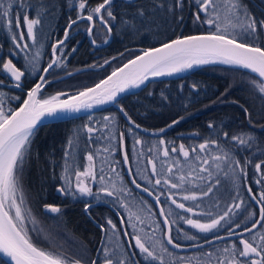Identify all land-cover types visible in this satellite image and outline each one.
<instances>
[{
  "label": "trees",
  "instance_id": "trees-1",
  "mask_svg": "<svg viewBox=\"0 0 264 264\" xmlns=\"http://www.w3.org/2000/svg\"><path fill=\"white\" fill-rule=\"evenodd\" d=\"M28 2L35 6L41 3V0H28ZM42 2L48 6V10L44 12L43 9H39L43 15L40 17L41 23L34 29L35 40L27 37L22 14L20 17L21 27L15 29L16 13L13 12L14 30L17 36L23 32L25 39L19 43L21 45L28 44L27 49L15 48L6 30L0 28V46H2L0 47V59H11L18 69L25 72L19 82L20 87L14 86L16 82L11 80L10 76L6 78L5 75L0 74V81L3 82L0 84V101H2L0 106L6 112L15 110L21 105L25 97L23 90H30L43 68L50 63L51 45L62 38L70 19L75 20L78 15L87 16L89 10L94 9L103 0H86L84 10L78 9L80 0H42ZM70 2L73 5L72 8L68 6ZM172 3L173 0H135L129 3L123 0H112L110 10L116 19L111 20L105 10H102L101 13L112 29L111 40L102 47L90 45L87 39L89 27L87 20L73 25L68 31V38L63 45L59 46L62 51L56 52V58H59L58 62L48 71L47 83L38 94L39 99L48 98L57 93L65 94L61 98L74 95L96 84L143 49L154 47L177 37L215 32L214 26L195 20L197 12L195 0H183V10H176L175 15L168 11V7ZM243 3L257 18H264V0H243ZM161 4L164 6L160 7ZM137 9H143L146 13L143 18L144 23H136L135 26L132 23L125 24V21H133ZM27 11L30 18L36 17L37 9L35 7ZM93 16L91 38L96 44H102L107 39L108 32L103 25L96 21L94 13ZM201 17L203 20L202 13ZM235 35L240 42L264 47V30L253 37L237 29ZM10 50L16 54L10 55ZM30 53L40 55V65L37 72L33 74L28 69L27 63ZM0 69H2V64H0ZM253 80L259 81L254 75L239 68L226 65H207L193 69L179 78L150 82L139 92L125 95L116 102L124 110L123 112L127 113L126 116L132 124L139 125L144 130L159 133L156 136H149L132 128L123 120L114 106L86 116L49 123L36 128L30 137L31 143L28 145V154L25 157L20 181L25 200L24 210L26 212L30 210L37 221L36 231H30L34 243L47 250L62 251L71 258H87L90 264L100 241L101 230L95 227L85 215V203L93 204L103 201L120 214L125 232L129 234L127 237L137 262L148 264L135 247L132 236L137 233H140L142 237L154 234V240H160L163 243L162 226L150 201L133 191L123 175L119 154L121 133L124 135V145L132 174L138 183L159 196L162 208L169 219L171 236L175 243L189 244L216 235L204 237L181 219V217H191L197 220L200 217L196 215H189L187 212L176 209L166 211L167 199L164 195H167L168 186L163 183L160 185L153 183L154 179L148 163L150 159L155 163L162 178L168 179L170 182H173L171 177L175 171L169 173L168 168L173 163L176 165V162L180 160L176 172H179L183 166L181 171L182 174H186V181L182 184V188L187 192L183 195L195 194L197 200L179 199V202L184 203L187 207H192L193 210L206 209L211 215L213 213L219 215L226 207L240 201L246 204V210L237 220L241 225L240 228L233 227L232 229L237 230L250 226L256 220L257 210L250 202L247 191L251 189V194L257 200H259L261 192L264 191V181L257 183L260 180V174L255 168L256 163L264 160V93H260L253 86ZM105 116L113 119L105 121ZM173 121H178V123L173 124ZM209 124H212L213 128H209ZM85 125L93 127L96 131L89 134ZM130 129L131 131H129ZM225 132L228 133V139L224 137ZM240 133H250L256 137L258 147L254 145L250 149L241 148L230 139L231 136ZM90 135L91 139H89ZM69 139L73 141L68 157L71 163L68 178L71 182H73L76 170L83 171L89 165L86 156L91 153L94 157L93 171L97 177L92 186L93 192H96L101 186L99 183L101 169H103L105 182L108 183L111 182L109 177L113 175L112 169L115 167L114 172L120 176L122 186L127 189L130 195L121 193L120 199L117 200L104 196L103 193L100 194V199L80 197L78 193L76 198L57 193V189L64 184L60 177L64 168V154L68 148ZM137 139L141 141L140 144L135 142ZM161 140L165 142L163 145L169 153L168 157L164 159L159 158ZM211 140H218L220 146L230 150L233 159L239 160L241 163L250 159L251 163L246 168V175L241 174L239 169H235L237 179L233 182L231 171L226 176L224 171L218 172L211 165V168H215L212 172L210 170L212 175L203 180L199 179L198 169L195 172L194 166L197 163L200 167L202 162L201 159H197V156L203 158L210 154H217V149L216 146H211L206 152H200L198 146ZM181 144L189 151L187 159H183L178 154ZM173 147L177 149V152H172ZM193 148L196 149L195 152L192 151ZM104 149H108V151H104ZM170 159H173V162L168 163ZM210 161L212 160L210 159ZM184 165L187 166L186 169H184ZM217 179L220 181L219 184L216 183ZM209 185H215L214 191L209 196H202V191H206ZM71 190L75 192L72 183ZM141 199L150 207L151 220L143 221L146 223L143 226H137V230L133 232L126 225V216L119 202L123 200L125 204L137 208V203ZM45 204L59 207L60 213L43 212ZM136 212L139 216L146 214L143 209H138ZM169 212L171 215H168ZM87 213L94 221L106 227H108L107 221L111 219L116 225L115 234L112 233L111 228H108V233L112 236L111 243L118 242L122 249L128 253L119 220L105 203L90 206ZM250 214H252L251 218H249ZM150 222L158 224L159 229H156V226L150 227L148 225L151 224ZM33 227L32 224L28 229ZM261 231H264V228L259 226L253 233ZM227 232L225 230L219 234ZM185 234L194 236L196 239L190 241L185 238ZM243 238L250 239L251 236L248 234ZM239 239L223 241L186 253L169 250L173 256L164 255V261L165 264H171L176 258H188L192 255L199 258L207 249L227 242L235 244L242 250ZM256 240L259 242L258 235ZM103 241L109 242L108 235L105 234ZM150 242L148 246L151 249L152 241ZM155 250L160 254L159 248ZM102 256L101 247L98 257ZM0 262L4 261L0 258Z\"/></svg>",
  "mask_w": 264,
  "mask_h": 264
},
{
  "label": "snow or ice",
  "instance_id": "snow-or-ice-1",
  "mask_svg": "<svg viewBox=\"0 0 264 264\" xmlns=\"http://www.w3.org/2000/svg\"><path fill=\"white\" fill-rule=\"evenodd\" d=\"M197 5V12L195 15L196 21H201L209 26L215 27V32L208 35H189L183 38H177L171 40L169 43L162 44L159 48H153L143 52V55L136 56L135 59L130 60L123 68L117 69L111 73V75L106 79L102 80L100 83L96 84L94 88H88L84 91L79 92L77 95L69 97L67 99H60L64 93H57L48 98L38 99V94L41 93L44 84L47 83L46 77L41 76L40 82L36 83L34 87L31 88L27 93V99L23 101V104L16 110L5 111V109L0 106V254H3L7 258L6 262H0V264H89L87 258L77 257L71 258L62 251H51L37 246L30 236V231H36L35 225L37 223L36 218L32 216L30 210L25 214L23 205L25 204L23 191L20 185L21 174L23 171V164L25 157L28 154V145L31 143L30 137L33 135L35 126L37 122L45 114L51 116L56 114L58 111H79L81 108H91L93 103L101 104L105 101H112L117 96L118 92H123L129 86L136 87L142 84L148 75L160 76L165 74H170L171 72H178L183 69L191 68L193 65L207 64L219 60L222 63L235 65L244 69L250 70L252 73L257 74L260 78L259 81L253 80V86L259 90L260 93H264V47L252 46L245 42H240L236 38V30L239 29L240 32L247 34L248 36H256L261 30H264V18H257L253 13L250 12L248 6L243 3V0H195ZM112 0H103L94 9L89 10L87 16H77V20L86 19L88 21L94 20V14L100 16L101 24L107 28L108 32L112 31L109 23L105 20L104 16L101 14L102 10L107 11V16L111 20H115L116 17L110 10ZM69 8H72L71 2L69 3ZM164 5L161 4L160 7ZM35 7L37 9V15L35 18H30V14L27 11ZM184 7L183 0H173V3L169 5L168 11L172 12L173 15L176 14V10L182 11ZM86 8V0H80L78 4L79 10H84ZM39 9H43L47 12L48 6L45 5L42 0L41 3L33 6L28 0H0V28L6 30L11 43L17 49H27L28 44L21 45L19 41L25 39L23 32L19 36L13 27V12L16 13L15 19V29L21 27V14L23 19V24L26 26L27 37L29 39L35 40V26L41 23V16L43 12ZM203 14V20L201 17ZM146 13L143 9H137L136 16L133 21H125V24L132 23L135 26L136 23L143 24L144 17ZM182 20L183 17L181 16ZM76 20H71L69 22L68 28L70 29ZM88 34L91 36L93 34V27L87 29ZM68 30H65V39L68 38ZM64 41H58L57 44H53V63L49 64L47 68L43 71L47 73L53 64L58 62L59 58H56V52L59 45H63ZM93 43L95 41L93 40ZM2 47V46H0ZM10 55H15L16 53L10 50ZM0 64H2V69H0V74L5 75L7 78L10 76L11 80H14L16 84L15 87H20V81L25 75V72L18 69L11 59L3 60L0 59ZM133 67L132 72H126L125 70L129 66ZM116 78V79H114ZM3 82L0 81V84ZM92 101L93 103H89ZM2 104V101H0ZM123 112L124 110L121 109ZM247 112V110H245ZM127 115V113H124ZM113 118L105 116V121H110ZM131 122V121H130ZM249 122L251 123V117L249 114ZM178 123V121H173V124ZM89 134H92L96 129L89 125L84 126ZM107 127V125H106ZM139 127V125H137ZM209 128H213L212 124H209ZM131 131V129L129 130ZM163 131V129H161ZM224 137L228 139V133H224ZM91 139V135L89 136ZM120 144L123 148L124 145V135H120ZM232 141H235L237 145L241 148H252L254 145L258 147V141L256 137L250 133H240L230 137ZM140 144L141 141L137 139L135 141ZM163 140L160 144H164ZM73 141L69 139L68 148L65 150V160L64 168L60 179L64 181V184L57 189V191L63 195H71L73 198L77 197V193L80 197H96L100 199V194L103 193L104 196L113 197L119 200L121 193H126L127 189L125 187L117 186L115 181L106 183L105 176L103 174V169H101V175L99 176L100 187L96 192H93L92 186L86 184L82 177H90L93 182H96L97 177L93 172L92 161L94 159L93 155L89 153L86 159L89 161V165L83 170H76V185L75 192L71 190V180L68 178L69 171L71 169V163L68 159L70 156V150L72 149ZM211 146H216L217 154H210L208 157H199L201 159L202 165L209 164V159L212 160L213 166L217 171H224L225 175H229L231 171V178L233 182L237 179L235 169H239L240 173L246 175V168L251 160H245L241 163L239 160L233 159L230 155V150H226L225 147L220 146L218 140L206 141L205 143L199 144L200 152H206ZM108 151V149H104ZM193 152L196 151L195 148L192 149ZM172 152H177L175 147L172 148ZM179 153L182 154L186 159L189 158V151L185 148L183 144L179 146ZM163 155L167 157L169 155L167 149L163 152ZM124 162L128 163V156L125 155ZM148 163L152 165V174L155 176L156 166L155 163L150 159ZM179 161L176 162L179 166ZM257 173L260 174V180L257 183L264 181V160L255 164ZM114 172L115 169L113 168ZM201 172H209L206 167L200 168ZM168 172H172V168H168ZM191 175V173H190ZM212 173L209 172V176ZM203 180L204 177H198ZM180 183L170 182L168 179H164L163 183L165 185H170L171 188H180L182 184L186 181L184 175L178 177ZM151 183V181H149ZM137 188L141 185L136 183L135 180L132 181ZM217 184L220 183L219 179L216 181ZM156 185L161 184L160 179L155 180ZM215 185H209L206 191H202V196H209L210 193L214 191ZM144 191L148 192L149 195H153L149 189L144 188ZM251 193V189H249ZM256 200V197H252ZM157 203H160L159 196L155 197ZM172 204L178 209H183L185 212H193L192 207H186L184 203H177L172 196L168 197ZM184 200L196 201L197 196L185 195ZM257 203L261 205L259 208V219L252 222L251 227H245L244 232L249 233L251 238L244 239L243 233H239L240 236L239 244L242 245V250L238 248L235 244H231L223 250H218L227 254V256L220 255L216 256L214 253H202L199 258H176L171 264H264V231L254 234L253 230L257 229L259 225L264 228V191L261 192L259 200ZM120 204L123 207H127L123 200H120ZM45 210L51 213H60L61 209L49 204L44 205ZM90 207L89 203H85V211L87 212ZM199 207V205H196ZM241 204H234L229 206L228 210L224 212L219 218H213L208 223H201L196 219L191 217L185 218L181 217L184 222L190 225L192 228L198 229L200 232H210L217 229L222 222L226 219L231 218V214H235V209H240ZM134 215L130 211L129 217ZM160 215L164 216V225L169 226V219L161 208ZM168 215H171L169 212ZM211 215V213H208ZM251 215L249 218H251ZM139 219V217H137ZM143 223V221H141ZM26 223H32L33 228L28 229ZM124 222L121 221V224ZM107 226L100 225L101 231L104 232L109 237V242L105 243L102 241L103 256L98 258H93L90 264H134L132 257L122 249L121 245L117 242L115 244L111 243L112 236L108 233V228L112 229V233L115 234L116 225L111 219L107 221ZM240 224H236V228H240ZM133 227H135L133 225ZM159 229V225H157ZM228 235H237L234 230L229 227L227 229ZM171 229L169 227L167 236V244L171 245L173 248H179L180 245L174 243L173 237L171 236ZM127 232L124 236H128ZM259 236V242L256 240V236ZM185 238L188 240H195L196 237L185 234ZM45 239L47 237L45 236ZM132 239L135 241V247L139 250L141 256L148 264H165L164 255L173 256L167 247L163 245L160 240H154L153 236L133 235ZM217 239H223L222 237H217ZM145 240L152 241V247L148 246ZM208 243V242H206ZM132 247V245H129ZM193 247H200L193 244ZM159 248V253L155 250ZM98 252L100 250H97ZM215 256V260H214ZM242 258V259H241Z\"/></svg>",
  "mask_w": 264,
  "mask_h": 264
},
{
  "label": "water",
  "instance_id": "water-1",
  "mask_svg": "<svg viewBox=\"0 0 264 264\" xmlns=\"http://www.w3.org/2000/svg\"><path fill=\"white\" fill-rule=\"evenodd\" d=\"M124 1H126V2H132V1H134V0H124ZM95 19H96L97 22H99V23L101 24L99 15L95 14ZM75 20H76V23H79V22H81V21H83V20H86V19H80V20L75 19ZM87 21H88V20H87ZM88 22H89V27H93V24H94L93 21H91V22L88 21ZM76 23H75V24H76ZM75 24H73V25H75ZM73 25H72V26H73ZM68 26H69V23H68L67 26L65 27V30L67 29V30L69 31L70 29L68 28ZM89 27H88V28H89ZM106 29H107V28H106ZM65 30H64V32H63V37H62V39H61L60 41H65V40H66V39H65ZM107 32H108V30H107ZM208 34H210V33H198V34H192V35H208ZM187 36H189V35H187ZM183 37H184V36H182V37H177V38H183ZM111 38H112V33H111V32H110V33L108 32V37H107V39H106L102 44H96V43H93V40H92L91 36H90V35L88 34V32H87V39H88V41L90 42V45L93 46V47H102V46L106 45L107 43H109V41L111 40ZM177 38H174V39H177ZM174 39H172V40H174ZM170 41H171V40H169V41H167V42H164V43H169ZM164 43H162V44H164ZM54 44H57V42L54 43ZM162 44L156 45V46L151 47V48L143 49V50H142L139 54H137L136 56L143 55V52H144V51H147V50H150V49H153V48H159V47L162 46ZM59 46H60V45H59ZM59 46H58V47H59ZM136 56H134V57H132L131 59L127 60L125 63H123L121 66H119L118 68L114 69L113 71H115V70H117V69H120V68H123V66H124L125 64H127L130 60L135 59ZM50 57H51V61H50L49 64H52V63H53V59H54V57H53V48H52V47H51V49H50ZM49 64H48V65H49ZM48 65L45 66V68H47ZM53 65H54V64H53ZM207 65H226V66H231V67L239 68V69H242V70H244V71L249 72L250 74L254 75L255 77H257V78L260 80V78L258 77L257 74L252 73V72H251L250 70H248V69H244V68H241V67H238V66H235V65L225 64V63L220 62L219 60H217V61H215V62L207 63V64L193 65L191 68L183 69V70L178 71V72H175V73H173V74H165V75H160V76H152V75L149 74V75H148V78H147L142 84H139V85L136 86V87L129 86V87L126 88L123 92H118V93H117V96H116V97L114 98V100H112V101H105L104 103H101V104H95V103H93L92 101H88L89 103H93V106H92L91 108H81L79 111H62V112H61V111H58L56 114L51 115V116L45 114V115L42 116L41 119L37 122V125L35 126V129L38 128L39 126H42V125H45V124L71 120V119H74V118H78V117H81V116H86V115H89V114H92V113L98 112V111L103 110V109H105V108H108V107H110V106H114V107L119 111V113L121 114V116H122V118L124 119V121H125L128 125H130L132 128H134L135 130H137V131H139V132H141V133H143V134H146V135H149V136H156V135H158L159 133H157V132H156V133H155V132H150V131L144 130V129H142V128H140V127H137L136 125L132 124V123L128 120V118L126 117V115L124 114V112L121 111L120 106H118V105L116 104V102H117L121 97H123V96H125V95L134 94V93H136V92L142 90V89H143L147 84H149L150 82H155V81H161V80H169V79L179 78V77L184 76L187 72H189V71H191V70H193V69L200 68V67L207 66ZM43 69H44V68H43ZM113 71H112V72H113ZM125 71H126V72H132V71H133V67L130 65L129 68L126 69ZM112 72H110L107 76H105L103 79H101L100 81H98L96 84L100 83L102 80H106V79L111 75ZM45 75H46V73L42 70V72L40 73V75H39V77H38L36 83H39V82H40V77H41V76H45ZM114 79H116V78H114ZM36 83H35V84H36ZM35 84L33 85V87L35 86ZM96 84H94V85H92L91 87H88V88H94ZM88 88H86V89H88ZM86 89H84V90H86ZM30 90H31V89H30ZM30 90H23L24 93H25L24 100L28 98V97H27V93H28V91H30ZM84 90H82V91H84ZM80 92H81V91H80ZM78 93H79V92H78ZM78 93H76V94H74V95H70V96L65 97V98H61V97H60V99H62V100H63V99H67V98H69V97H72V96L77 95ZM37 98L39 99V97H37ZM24 100H23V101H24ZM22 104H23V102L21 103V105H22ZM21 105H20V106H21ZM20 106H19V107H20ZM19 107H18V108H19ZM18 108H17V109H18ZM15 110H16V109H15ZM35 129H34V130H35ZM119 154H120V160H121V165H122L123 175H124V177L126 178V180H127L128 184H129L130 188H131L133 191H135L137 194L143 196V197L146 198L148 201H150V203H151L152 206L154 207V210H155V213H156L157 219L159 220V222H160V224H161V226H162V240H163V243H164V245H165L169 250H171V251H173V252H176V253L192 252V251H196V250L202 249V248H204V247H208V246H211V245H214V244H217V243L223 242V241H228V240H232V239L240 238V236L238 235L239 233H243V236H246V235L249 234V233L244 232V228H243V229L234 230V232L237 233V235L229 236V235H228V232H227V233L219 234V235H216V236H213V237H209V238H207V239H205V240H203V241L194 242V243H189V244H179V245H180L179 248H173L171 245H168V244H167V236H166V233H168V231H169V227H170V229H171V225H170V223H169V226H165V225H164V219H165V217L160 215V211H161L162 205H161V203L158 204L157 201H156V199H155V197H156L157 195H155L152 191H151V192L153 193V195H149L148 192H146V191L143 190V189L146 188V187L143 186L142 184L138 183V182L135 180V178H134V176H133V174H132V171H131V167H130L129 160H128V163H125V162H124V157H125V155H127V153H126V149H125V145H123V148H122V147H121V144H119ZM133 180H135L136 183H138L139 185H141V187H140V188H137L136 185L132 183ZM147 189H148V188H147ZM149 191H150V190H149ZM56 192L59 193L58 191H56ZM247 194H248V198H249L250 202L252 203V205H253V206L256 208V210H257V217H256V220H257V219H259V208L261 207V205L257 203V199L254 200V199L252 198L253 195H252L249 191H247ZM98 203H105V202H102V201H100V202H96V203L90 204V206H94V205H96V204H98ZM105 204H106V205H107V206H108V207H109V208H110V209L116 214V216H117V218H118V220H119V224H120V228H121L122 234H123V236H124L125 229H124V225L121 224L122 218H121L120 214H119V213L117 212V210H116L115 208H113L111 205H109V204H107V203H105ZM52 206H53V205H52ZM43 211H44V212H47V211L45 210V208H43ZM84 213H85V215L89 218V220L94 224V226L101 230V228H100V224L97 223L96 221H94V220L90 217V215L85 211V209H84ZM247 227H251V225H250V226H247ZM258 228H259V225L257 226V229H258ZM257 229H254L253 231H255V230H257ZM170 234H171V233H170ZM104 236H105V233L101 231V237H100V241H99V244H98L97 250H100V249H101V247H102V241L104 240ZM217 237H222L223 239H217ZM124 239H125V242H126V246H127L128 253H129V255L132 257V260H133L134 264H139V263L137 262V260L135 259V257H134V254H133V252H132V250H131V247H129L130 243H129L128 237H127V236H124ZM206 242H208V243H206ZM174 243H175V242H174ZM176 244H177V243H176ZM193 244H196V245H198V246H200V247H193ZM97 250H96V252H95L93 258H97V257H98V254H99L100 251L98 252ZM0 258H1L4 262L7 261V258H5V257L3 256V254H0Z\"/></svg>",
  "mask_w": 264,
  "mask_h": 264
},
{
  "label": "rangeland",
  "instance_id": "rangeland-1",
  "mask_svg": "<svg viewBox=\"0 0 264 264\" xmlns=\"http://www.w3.org/2000/svg\"><path fill=\"white\" fill-rule=\"evenodd\" d=\"M25 28H26V26H25ZM40 56V55H39ZM39 56H37V55H34V54H32V53H30V55H28V57H27V63H28V69L30 70V72L33 74V73H36L37 72V70H38V67H39V65H40V61H39ZM165 151V147H164V145L163 144H161L160 145V148H159V158L161 159H164L165 158V156L163 155V152ZM178 154L184 159L185 157L182 155V154H180L179 152H178ZM168 157V156H167ZM171 162H173V159H170L169 161H168V163H171ZM174 162H175V160H174ZM179 162H180V160H179ZM185 164V163H184ZM211 165H213L212 164V161H210V159H209V164H207V165H202L203 167H206V168H208L209 169V172H210V170H211V172L215 169L214 167L213 168H211ZM156 166V165H155ZM202 166H200L199 167V165L197 164V163H195V166H194V171L196 172L197 171V169H198V173H197V176L198 177H204V178H208L209 177V172H201L200 171V168L202 167ZM170 167L172 168V172H174L175 171V174H173V176L171 177L172 178V180L171 181H173V182H175V183H180V181L178 180V177L180 176V175H184L185 177H186V174H182V171H181V168H183V166L180 168V171L178 172H176V167H177V164L176 165H174V163H173V165H170ZM179 167V166H178ZM114 169H115V167H113ZM187 168V166L186 165H184V169H186ZM150 171H151V174H152V165L150 164ZM94 172V171H93ZM156 175L154 176L153 174V179H154V181H153V183L155 184V180L156 179H160L161 180V184L163 183V180H164V178H162V176H161V173L158 171V169L156 168ZM112 176H110L109 177V179L111 180V181H115L116 182V184H117V186H121L122 185V180H121V178H120V176L118 175V174H116L115 172H112ZM189 174V173H188ZM142 178V177H141ZM82 179L85 181V183L86 184H90L91 186H93V184H94V182L91 180V178L90 177H82ZM143 179V178H142ZM72 184H73V189H74V191H75V185H76V177H74V179H73V182H72ZM163 185H164V183H163ZM168 186V191H166L167 192V195H164V197L167 199V204H166V206H165V209H166V211H170V209H176V210H178V211H184L183 209H178V208H176V206L174 205V204H172V202H171V200H169L168 199V197L169 196H172V199H175L176 201H177V203H181V202H179V199H183V197H184V195L183 194H185V193H187V192H185L184 190H183V188H182V186L180 187V188H171L170 187V185H167ZM123 194H125V195H127V196H129L130 195V193L129 192H126V193H123ZM120 203V202H119ZM241 204V208L240 209H235V214H231V218H230V220L229 219H226V221H224V222H222V224L220 225V226H218V228L217 229H214V230H212V231H210V232H200L198 229H195V228H193L196 232H198L200 235H203L204 237H209V236H211V235H217V234H219V233H221V232H223V231H225V230H227L229 227H231V228H233V227H235V225L236 224H238L239 222L237 221L239 218H240V215H242L243 213H244V211L246 210V204H243V203H241L240 201H237L236 203H234V204ZM138 205H137V208L136 207H133V206H130V205H127V207H123V206H121V209H122V211H123V213H124V215L126 216V221H127V223H126V225L129 227V229H130V231H136L137 230V226H143V224H145L146 222H141V221H146V220H148V219H150L151 220V214H150V207H149V205H147L146 204V202L144 201V200H139V203H137ZM234 204H232V205H234ZM231 206V205H230ZM187 207V206H186ZM24 208V207H23ZM136 208V209H135ZM228 208L229 207H226V209H224L223 210V212H221L219 215H216V214H214L213 213V215H208V211L206 210V209H198V210H193V212H191V213H189V212H187L189 215H196V216H198V217H200L199 219H197L199 222H201V223H208V222H210V220L211 219H213V218H219V216H221V215H223L224 214V212H226L227 210H228ZM138 209H143V211L146 213V214H143V215H141V216H139L138 215V213L136 212V210H138ZM130 211L132 212V213H134V215L131 217V219H130V217H129V213H130ZM185 212V211H184ZM25 214L27 215V212L25 211ZM137 217H139V219H137ZM210 217V219H208ZM249 220V219H248ZM151 223V222H150ZM183 224H185V223H183ZM133 225L135 226V227H133ZM150 227H152V226H156V229H157V225L158 224H156L155 222H153V223H151V224H148ZM32 226V223H26V227L27 228H30ZM188 226H190V225H188ZM191 227V226H190ZM192 228V227H191ZM236 228V227H235ZM238 230V229H237ZM157 232V231H156ZM138 234V233H137ZM136 234V235H137ZM152 234V233H151ZM156 234V233H155ZM139 235H140V233H139ZM157 236V235H156ZM114 237H116V236H114ZM190 241H194V240H190ZM135 242V241H134ZM145 242L148 244V243H151L150 241H148V240H145ZM231 244H233V243H231V242H227V243H222V244H218V245H215L214 247H212V248H210V249H207V251L205 252V253H209V252H211V253H214V254H216V256H220V255H224V256H227V254H225V253H222V252H218V250H223V249H225L226 247H228L229 245H231ZM138 250V249H137ZM139 251V250H138ZM189 257H193V258H197L196 256H194V255H192V256H189ZM242 259V258H241ZM214 260H215V256H214ZM156 264H159V262L157 261L156 262Z\"/></svg>",
  "mask_w": 264,
  "mask_h": 264
},
{
  "label": "bare ground",
  "instance_id": "bare-ground-1",
  "mask_svg": "<svg viewBox=\"0 0 264 264\" xmlns=\"http://www.w3.org/2000/svg\"><path fill=\"white\" fill-rule=\"evenodd\" d=\"M62 37H63V35H62ZM61 39H62V38H61ZM61 39H60V40H61ZM60 40H59V41H60ZM57 42H58V41H57ZM64 42H65V41H64ZM54 43H56V42H54ZM54 43H53V44H54ZM53 44H52V45H53ZM52 45H51V47H52ZM60 46H61V45H60ZM50 49H51V48H50ZM50 69H51V68H50ZM50 69H49V70H50ZM83 70H84V69H83ZM83 70H81V71H83ZM47 73H48V72H47ZM47 73H46V75H47ZM173 73H175V72H171L170 74H173ZM46 75H45V77H46ZM59 79H60V78H59ZM90 87H91V86H90ZM85 89H86V88H85ZM83 90H84V89H83ZM81 91H82V90H81ZM138 92H139V91H138ZM136 93H137V92H136ZM116 104H117V103H116ZM118 106H119V105H118ZM118 112H119V111H118ZM120 115H121V114H120ZM126 117H127V116H126ZM123 120H124V119H123ZM128 120H129V119H128ZM129 121H130V120H129ZM140 133H141V132H140ZM43 212H44V211H43ZM45 213H47V212H45Z\"/></svg>",
  "mask_w": 264,
  "mask_h": 264
},
{
  "label": "flooded vegetation",
  "instance_id": "flooded-vegetation-1",
  "mask_svg": "<svg viewBox=\"0 0 264 264\" xmlns=\"http://www.w3.org/2000/svg\"><path fill=\"white\" fill-rule=\"evenodd\" d=\"M124 1V0H123ZM135 1V0H134ZM124 2H126V1H124ZM133 2V1H132ZM127 3H129V2H127ZM100 17V16H99ZM102 25V24H101ZM103 202V201H102ZM106 203V202H105ZM244 237V236H243ZM238 239V238H237Z\"/></svg>",
  "mask_w": 264,
  "mask_h": 264
}]
</instances>
